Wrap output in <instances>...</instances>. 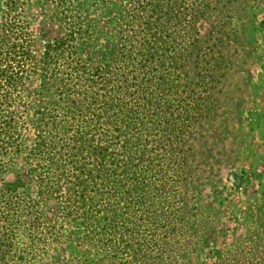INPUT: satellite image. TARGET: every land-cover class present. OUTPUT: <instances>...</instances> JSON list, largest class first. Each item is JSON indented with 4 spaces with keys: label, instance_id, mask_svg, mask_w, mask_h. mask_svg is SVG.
I'll return each mask as SVG.
<instances>
[{
    "label": "trees",
    "instance_id": "obj_1",
    "mask_svg": "<svg viewBox=\"0 0 264 264\" xmlns=\"http://www.w3.org/2000/svg\"><path fill=\"white\" fill-rule=\"evenodd\" d=\"M86 1L3 2L0 264H30L64 242L60 217L47 211L53 200L60 216H79L98 247L91 264H188L178 259L180 238L202 225L188 217L184 158L180 149L145 156L156 136L179 147L207 105L216 67L201 42L215 32L201 40L197 22L212 1L125 0L105 30ZM34 5L63 29L39 57L26 12ZM34 76L42 103L26 156L37 183L31 194L20 177H2L23 151L21 104Z\"/></svg>",
    "mask_w": 264,
    "mask_h": 264
},
{
    "label": "rangeland",
    "instance_id": "obj_2",
    "mask_svg": "<svg viewBox=\"0 0 264 264\" xmlns=\"http://www.w3.org/2000/svg\"><path fill=\"white\" fill-rule=\"evenodd\" d=\"M123 1L86 3L105 30L114 24ZM211 1L212 8L197 22L201 40L210 29L215 32L201 42L208 53L206 60L216 67L208 78L207 105L179 147L178 142L165 146V137L156 136L147 143L145 159L151 153L155 158L156 151L166 154L165 150L174 149H180L184 158L179 172L189 180L188 217L200 219L202 228L190 225L188 234L181 236L184 249L178 253L179 260L188 264H264V4ZM3 2L0 0V13ZM26 12L39 57L46 41L61 36L63 29L46 8L34 5ZM100 49L105 54V48ZM38 85L34 76L24 89L23 151L2 177H20L31 194L36 193L37 183L26 156L35 136V111L42 103ZM59 204L50 201L47 211L60 217L64 242L49 247L30 264H91L98 247L77 214H58Z\"/></svg>",
    "mask_w": 264,
    "mask_h": 264
}]
</instances>
